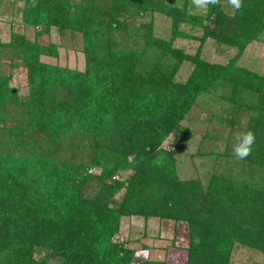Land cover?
Returning <instances> with one entry per match:
<instances>
[{"label": "trees", "instance_id": "16d2710c", "mask_svg": "<svg viewBox=\"0 0 264 264\" xmlns=\"http://www.w3.org/2000/svg\"><path fill=\"white\" fill-rule=\"evenodd\" d=\"M10 2H23V22L42 29L32 41L14 33L0 42L28 83L20 99L0 72V264H174L133 263L135 250L114 241L125 216L185 222L183 264H232L236 246L264 255V76L235 64L264 31V0H243L234 15L227 0L201 13L191 0ZM155 14L169 19L168 39L155 36ZM50 27L80 33L83 70L40 60L58 56L55 43L37 41ZM177 37L237 52L211 62L173 47ZM183 61L191 68L178 81ZM200 95L220 105V122L246 121L256 137L244 160L227 146L205 182L179 176L176 151L162 147L173 137L181 148Z\"/></svg>", "mask_w": 264, "mask_h": 264}, {"label": "rangeland", "instance_id": "374dc122", "mask_svg": "<svg viewBox=\"0 0 264 264\" xmlns=\"http://www.w3.org/2000/svg\"><path fill=\"white\" fill-rule=\"evenodd\" d=\"M225 4L226 7H230L226 2ZM190 5L192 6L190 11L202 12L195 9L191 2ZM228 7L225 8L226 11L232 13ZM22 10L23 2L13 3L10 0H0V42L4 45L12 41L14 33H20L25 39L32 41L36 38V31H41L42 27L35 28L23 22ZM147 19L148 17L144 20ZM153 22L155 36L168 39L171 34L169 19L164 15L155 14ZM181 29L191 35H201V29L191 28L189 25H181ZM37 41L45 46L51 43L58 46L57 57L40 55L41 61L76 70L84 69L85 57L80 33L67 32L61 36L55 27H50L49 32L39 34ZM199 45V40L181 37L175 38L172 43L173 47L180 48L188 54H194L199 49L202 57L211 62L226 63L237 52L235 47L218 44L212 39H207L203 46ZM5 47L7 48L0 52V72L10 75L9 85L18 89L20 99L24 98L28 93L27 70L18 58L11 56L9 46ZM235 64L237 67H245L264 76V31L257 40L246 45ZM190 68L191 63L183 61L175 79L185 80ZM205 99L203 100L200 95L196 104L182 121V125L189 131V134L185 140L181 141L183 143L181 148H177V142L173 137L162 144L164 149L176 151L179 176L183 178L198 176L204 182L215 159L219 157L221 160L222 154L227 151V146L233 147L236 142V130L243 131L244 124L246 125L245 121L238 127L236 123L232 127L225 121L220 122L219 117L224 116L220 105L211 99ZM8 123H12V120L8 119ZM227 137L232 138L229 144ZM129 174V171H124L119 176L124 178ZM114 241L135 250L133 263L149 259L183 264L187 258L188 231L185 222L156 217L146 219L142 216H125L120 219L119 231L114 236ZM231 263L264 264V255L256 250L236 246L232 253ZM49 264H56V262L50 261Z\"/></svg>", "mask_w": 264, "mask_h": 264}, {"label": "clouds", "instance_id": "9594fccd", "mask_svg": "<svg viewBox=\"0 0 264 264\" xmlns=\"http://www.w3.org/2000/svg\"><path fill=\"white\" fill-rule=\"evenodd\" d=\"M191 3L195 9L207 12L209 6H217L221 3V0H191ZM36 5L37 0H30L31 7H36ZM227 5L230 6L234 15L243 7V0H227ZM245 123L247 122L245 121ZM235 141L232 148L233 155L238 160H244L251 155L256 137L252 130L247 129L236 132Z\"/></svg>", "mask_w": 264, "mask_h": 264}]
</instances>
